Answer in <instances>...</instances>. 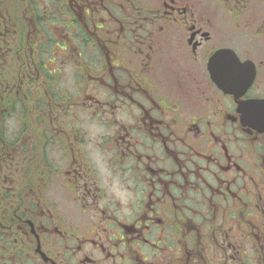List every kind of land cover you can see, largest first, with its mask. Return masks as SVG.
<instances>
[{"label":"flooded vegetation","instance_id":"flooded-vegetation-1","mask_svg":"<svg viewBox=\"0 0 264 264\" xmlns=\"http://www.w3.org/2000/svg\"><path fill=\"white\" fill-rule=\"evenodd\" d=\"M0 264H264V0H0Z\"/></svg>","mask_w":264,"mask_h":264}]
</instances>
